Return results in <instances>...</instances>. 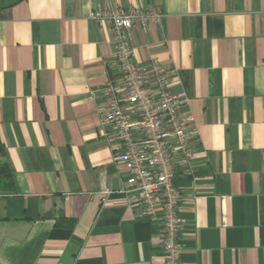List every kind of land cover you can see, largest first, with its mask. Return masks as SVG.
Wrapping results in <instances>:
<instances>
[{"label": "crops", "instance_id": "1", "mask_svg": "<svg viewBox=\"0 0 264 264\" xmlns=\"http://www.w3.org/2000/svg\"><path fill=\"white\" fill-rule=\"evenodd\" d=\"M98 8L161 15L128 43L138 66L170 73L192 117V159L174 178L182 264H264V0H0V142L15 189L0 195V264H163L159 220L119 193L128 174L101 126L120 72Z\"/></svg>", "mask_w": 264, "mask_h": 264}, {"label": "built area", "instance_id": "2", "mask_svg": "<svg viewBox=\"0 0 264 264\" xmlns=\"http://www.w3.org/2000/svg\"><path fill=\"white\" fill-rule=\"evenodd\" d=\"M90 16L112 33L120 72L118 79L105 86L106 105L101 118L113 160L128 174L119 193L138 201L145 218L159 220L163 264H182L184 219L179 206L185 194L175 187L174 178L176 166L192 159L193 135L187 130L192 117L182 112L186 95L169 91L170 73L153 59L138 66L128 43V32L137 23L146 29L149 22H159L161 15L154 9L98 8ZM109 193L107 189L101 191L103 195Z\"/></svg>", "mask_w": 264, "mask_h": 264}, {"label": "trees", "instance_id": "3", "mask_svg": "<svg viewBox=\"0 0 264 264\" xmlns=\"http://www.w3.org/2000/svg\"><path fill=\"white\" fill-rule=\"evenodd\" d=\"M13 194H15L13 178L4 162V148L0 142V195L11 196Z\"/></svg>", "mask_w": 264, "mask_h": 264}, {"label": "rangeland", "instance_id": "4", "mask_svg": "<svg viewBox=\"0 0 264 264\" xmlns=\"http://www.w3.org/2000/svg\"><path fill=\"white\" fill-rule=\"evenodd\" d=\"M4 2H6V0H4Z\"/></svg>", "mask_w": 264, "mask_h": 264}]
</instances>
